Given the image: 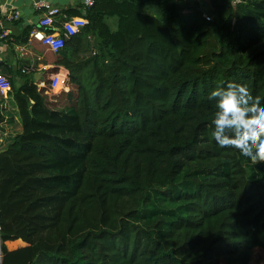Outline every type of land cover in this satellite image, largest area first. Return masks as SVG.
I'll return each mask as SVG.
<instances>
[{"label": "trees", "instance_id": "trees-1", "mask_svg": "<svg viewBox=\"0 0 264 264\" xmlns=\"http://www.w3.org/2000/svg\"><path fill=\"white\" fill-rule=\"evenodd\" d=\"M82 8L64 48L34 40L68 71L69 105L0 66L2 264H248L264 248V180L215 143L208 97L236 83L264 99V0ZM152 191L183 201L161 233L163 218H139Z\"/></svg>", "mask_w": 264, "mask_h": 264}, {"label": "crops", "instance_id": "crops-1", "mask_svg": "<svg viewBox=\"0 0 264 264\" xmlns=\"http://www.w3.org/2000/svg\"><path fill=\"white\" fill-rule=\"evenodd\" d=\"M38 0H0V10L7 8H17L21 11L22 17L20 20L9 23L15 42H0V66L6 72L14 74L18 85L28 78L35 81L37 84L41 81L48 82L52 73L66 74L68 71L65 67H59L58 70H52L53 65H45L44 56L38 52L36 41L30 38L31 30L35 27H42L49 32L61 33V31L69 26L70 31L77 30L75 23L81 21L80 18L70 16L69 9H77L82 5V0H46L54 5H58L62 9V13L55 18H49L35 7V2ZM84 8L81 9L83 11ZM115 29V28H114ZM34 67L36 71L23 72L24 69ZM47 67L46 70L44 68ZM42 73L44 76L37 80L36 76ZM22 241H14L9 245L11 248L18 247L15 245Z\"/></svg>", "mask_w": 264, "mask_h": 264}, {"label": "clouds", "instance_id": "clouds-1", "mask_svg": "<svg viewBox=\"0 0 264 264\" xmlns=\"http://www.w3.org/2000/svg\"><path fill=\"white\" fill-rule=\"evenodd\" d=\"M214 101L212 138L221 149L236 151L253 166L264 163V99H253L236 83L217 87L209 94Z\"/></svg>", "mask_w": 264, "mask_h": 264}, {"label": "rangeland", "instance_id": "rangeland-1", "mask_svg": "<svg viewBox=\"0 0 264 264\" xmlns=\"http://www.w3.org/2000/svg\"><path fill=\"white\" fill-rule=\"evenodd\" d=\"M204 9L208 14V8L204 7ZM146 11L152 12L153 10L151 8H146ZM109 23L112 28H116L117 18L109 19ZM246 39L248 41H252V38L250 36H246ZM70 88H72V85H67L64 87L63 84H61L59 85V87L53 89L52 92L55 94V96L52 98L54 101L53 103L56 104V106H58L59 108H63L65 105L70 104L69 102H67L68 95L63 92L68 91ZM238 156L240 158V161L247 168L249 174L256 175V178L258 180H264V163H258L253 166L250 162L243 160L239 154ZM183 181L184 180H181L177 183L175 191L179 192L181 191V189H185V187L182 185ZM182 205L183 201H171L170 199L161 196V194L157 193L156 191L149 192V202L142 208V211L139 215V218L141 219V225H143L144 227H150L157 221V219L163 218L166 222L161 227L156 229V233L164 232L167 229L170 221H174L178 219L180 215H182ZM134 220L137 221L138 219ZM15 245L19 246V242ZM222 264L240 263H229L228 261H223ZM248 264H264V248L254 249L252 258Z\"/></svg>", "mask_w": 264, "mask_h": 264}, {"label": "built area", "instance_id": "built-area-1", "mask_svg": "<svg viewBox=\"0 0 264 264\" xmlns=\"http://www.w3.org/2000/svg\"><path fill=\"white\" fill-rule=\"evenodd\" d=\"M234 2H239V0H234ZM95 3V0H82V4L84 8L90 7ZM35 7L37 10L44 13V15H47L49 18H55L58 15L62 13V9L58 5H54L50 2H47L46 0H38L35 2ZM22 17V13L19 9L11 7L7 8L5 10H0V42H15V37L13 36L12 29L9 25V23H13L15 21L20 20ZM80 18L81 21L79 23H75L77 26V30L74 32L70 31V27L67 26L64 29H67L70 33H75L79 30V27L83 25L84 19L82 17H76ZM208 19H210L209 16H207ZM63 29V30H64ZM62 30V31H63ZM61 33H55V32H49L45 30V28L42 27H35L31 30L30 38L32 40H37L41 42L43 45L48 46L53 51H58L65 46V38ZM47 67L44 68L46 70ZM36 69L34 67H29L27 69H24L23 72H32L34 73ZM67 74H60L56 73L51 76L50 78V84L49 82L41 81V83H38L39 87H46L50 86L53 89L56 87H59V85L63 84V86H67ZM6 93V87L2 83L0 79V94ZM1 260V259H0Z\"/></svg>", "mask_w": 264, "mask_h": 264}, {"label": "water", "instance_id": "water-1", "mask_svg": "<svg viewBox=\"0 0 264 264\" xmlns=\"http://www.w3.org/2000/svg\"><path fill=\"white\" fill-rule=\"evenodd\" d=\"M44 75L42 73L39 74V77L36 76L37 80L42 78ZM0 264H2V260H0Z\"/></svg>", "mask_w": 264, "mask_h": 264}]
</instances>
